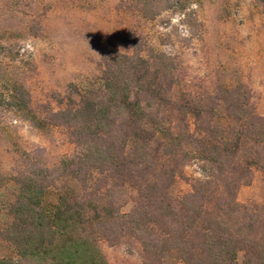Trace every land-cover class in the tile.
Instances as JSON below:
<instances>
[{
    "label": "trees",
    "instance_id": "1",
    "mask_svg": "<svg viewBox=\"0 0 264 264\" xmlns=\"http://www.w3.org/2000/svg\"><path fill=\"white\" fill-rule=\"evenodd\" d=\"M128 1L145 18L159 3ZM136 47L108 52L57 112L36 113L13 87L11 107L41 132L66 127L74 150L53 168L26 155L0 173V189L16 187L4 224L0 210V264H109L99 243L127 238L147 264H264V200L237 202L252 170L264 176V121L247 90L192 95L170 56ZM193 165L198 176L185 177Z\"/></svg>",
    "mask_w": 264,
    "mask_h": 264
},
{
    "label": "rangeland",
    "instance_id": "2",
    "mask_svg": "<svg viewBox=\"0 0 264 264\" xmlns=\"http://www.w3.org/2000/svg\"><path fill=\"white\" fill-rule=\"evenodd\" d=\"M157 1L155 15L145 18L128 0H0V173L14 175L26 155L53 168L74 150L66 127L41 132L11 107L13 87L29 93L36 113L57 112L65 108L68 86L98 75L112 50L131 55L133 46H148L165 53L180 87L192 95L241 84L264 121V0ZM198 174L194 165L184 168L187 178ZM177 187L190 190L185 181ZM15 195L12 182L0 189L2 224ZM263 200L264 176L252 170L237 202ZM99 248L109 264H147L134 239L100 242Z\"/></svg>",
    "mask_w": 264,
    "mask_h": 264
}]
</instances>
